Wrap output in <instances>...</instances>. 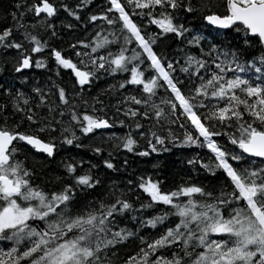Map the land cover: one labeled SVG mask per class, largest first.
<instances>
[{"label":"snow or ice","instance_id":"1","mask_svg":"<svg viewBox=\"0 0 264 264\" xmlns=\"http://www.w3.org/2000/svg\"><path fill=\"white\" fill-rule=\"evenodd\" d=\"M94 6L0 28V264H264V0ZM174 148L200 151L171 187L112 175Z\"/></svg>","mask_w":264,"mask_h":264},{"label":"trees","instance_id":"2","mask_svg":"<svg viewBox=\"0 0 264 264\" xmlns=\"http://www.w3.org/2000/svg\"><path fill=\"white\" fill-rule=\"evenodd\" d=\"M55 2H59V0H55ZM68 3L75 4L76 0H67ZM104 3V0H94L93 11H99L100 5ZM13 0H0V28L5 26V17H8L7 23H11L10 12L13 10ZM64 14L61 13V19ZM31 21L29 20V23ZM60 20H57V27H59ZM232 37L230 36L229 39ZM59 43V41H57ZM163 47V45H162ZM174 50V49H173ZM13 61L9 57L5 59L3 56H0V64H3L7 71L0 73V81H5L7 83H12V77L15 75L12 68ZM50 75V74H49ZM33 76L36 79L41 81L47 79L45 76L44 70H34ZM110 80L112 78H109ZM112 82H115L114 80ZM101 86H106L108 81H101ZM113 102H115V97L113 98ZM128 131L127 128H120L117 125L114 129L111 130V133H114L117 136L124 135ZM110 133V134H111ZM141 150H145L147 145L144 141H141ZM107 147V145H105ZM73 152L77 151L75 149ZM200 150L197 149H173L171 152L162 153L157 155L153 153L148 158H140L133 157L131 154H128V159L130 161L131 167H129L126 171H122L119 174H112L113 177L119 176L120 179L126 180L128 178H134V174H138L140 172H146L147 174L155 173L160 178H166L165 187H171L174 183H178L182 178H187V165L186 159L189 155H194L196 152ZM86 154V153H82ZM106 154V153H105ZM86 155H90L87 153ZM124 158V154H120V159ZM154 165H159V167H154ZM200 180H203L205 183H208L209 180H212L211 177L200 176Z\"/></svg>","mask_w":264,"mask_h":264}]
</instances>
